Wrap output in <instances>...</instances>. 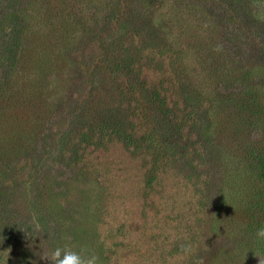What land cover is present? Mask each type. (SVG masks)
<instances>
[{
    "label": "trees",
    "instance_id": "trees-1",
    "mask_svg": "<svg viewBox=\"0 0 264 264\" xmlns=\"http://www.w3.org/2000/svg\"><path fill=\"white\" fill-rule=\"evenodd\" d=\"M12 2L0 0V101L3 94L14 98L6 91L9 73L17 65L19 69L26 48L22 33L28 31L27 9ZM135 2H122L132 29L122 45L111 49V58H92L87 38L68 49L74 86L47 118L50 133L40 151L27 157V148L11 162L0 160L9 165L0 166V173L10 177L2 182L5 198L15 207L11 246L16 235L23 236L24 257L30 251L36 258L45 254L43 235L29 236L33 217L22 212L27 204L19 194L45 182L46 154L61 156L56 164L63 166L57 169L62 179L82 172L103 179L100 232L110 256L118 257L115 264H197L201 259L214 264L236 239L232 229L231 234L225 231L230 226H264V100L259 86L248 71L235 76L238 85L219 83L220 98L230 109L210 112V97L187 91L169 58L161 67L159 48L145 45L144 26L152 23V14L138 19L135 11L141 3ZM214 6L223 9L222 20H236L228 17L230 9L222 1ZM247 40L263 54L264 45ZM234 48L236 55L242 54L239 46ZM103 74L105 82L99 81ZM52 126L62 127V134L52 132ZM74 135L77 141H71ZM52 144L59 148L57 154L49 152ZM65 151L69 154L63 155ZM237 186L242 189L238 200ZM214 221L220 231L216 234L209 229ZM187 245L191 253L183 251ZM13 248L16 253L9 256L0 253V264H23Z\"/></svg>",
    "mask_w": 264,
    "mask_h": 264
},
{
    "label": "rangeland",
    "instance_id": "rangeland-1",
    "mask_svg": "<svg viewBox=\"0 0 264 264\" xmlns=\"http://www.w3.org/2000/svg\"><path fill=\"white\" fill-rule=\"evenodd\" d=\"M12 1L16 6L21 3L26 6L27 11L22 12L26 13L23 16L28 23V31L22 33L26 48L22 52L21 65L9 73L10 83L6 91L14 98L7 100V95L3 94L0 101V160L4 158L7 162L20 157L27 148L30 149L27 157L32 155L31 151H40V143L48 140L50 132L46 129L51 121L47 118L62 96L70 93L75 82V69L68 59V49L80 45L87 38L93 45V50H90L92 58H111V49L122 45L129 28L132 29V19H128L127 6L122 3L124 0ZM215 1H222L230 9L228 17L236 20H222L223 9L214 6ZM138 2L141 3L135 11L138 19L143 13L152 14V23L144 26L148 30L142 36L145 45L159 48L161 67L164 59L169 58L168 63L175 65L176 75L187 91L210 97V112L229 111L230 103L220 98L218 85L234 84L235 76L244 71L250 72L264 100V52H257L250 42H245L250 37L264 45V0H136L135 4ZM255 14L261 16L257 18ZM139 31L136 30L137 33ZM236 45L242 49L243 55L234 53ZM101 46L104 49H97ZM102 78H105L104 74L99 81L105 82ZM238 83L239 80L235 84ZM54 131L60 136L63 128L52 126ZM58 136L57 141L62 142L64 138ZM72 140L77 141V136L74 135ZM56 147L48 148L51 155L59 152ZM68 154V151L63 153ZM46 156L44 170L49 171V176L45 182L38 183L30 193L27 190L19 194L27 204L22 212L26 217H35L41 225L37 232L31 221L29 236L43 235L45 252L67 245L85 255L96 254L100 264H115L118 257L110 256L100 232L106 198L103 179L94 172H82L69 180L62 179V174L57 171L63 167L58 165L62 161L61 156L46 154L43 157ZM0 166H3L1 162ZM2 173L0 253H16L14 246L21 263L47 264L43 256L36 258L32 251L24 257L26 252L21 248L24 247L23 236L16 235V242L11 246V218L15 207L5 198L6 182L2 181L10 177L6 171ZM238 191L235 195L237 200L242 189L238 188ZM237 223L239 225L233 224L225 230L231 234L232 229L236 239L232 243L230 240L231 248L226 247L228 250L218 253V261L214 264H258L255 253L264 255V242H258L253 232L258 227ZM209 229L210 233L220 232L215 221L209 223ZM242 229L247 230L242 232ZM65 236H70L71 240L64 239Z\"/></svg>",
    "mask_w": 264,
    "mask_h": 264
},
{
    "label": "clouds",
    "instance_id": "clouds-1",
    "mask_svg": "<svg viewBox=\"0 0 264 264\" xmlns=\"http://www.w3.org/2000/svg\"><path fill=\"white\" fill-rule=\"evenodd\" d=\"M32 226L37 232L41 230V225L35 217H33ZM255 238L258 242H264V226L256 229ZM64 239L71 240V237L65 236ZM191 250V245H187L183 249L185 253H191ZM5 253L9 256V252ZM255 256L258 258V264H264V255L255 253ZM42 259L47 264H100L99 257L96 254L85 255L82 251H75L67 245L48 250ZM197 264H204V261L201 259L197 261Z\"/></svg>",
    "mask_w": 264,
    "mask_h": 264
}]
</instances>
